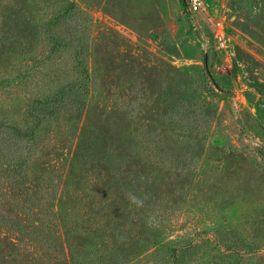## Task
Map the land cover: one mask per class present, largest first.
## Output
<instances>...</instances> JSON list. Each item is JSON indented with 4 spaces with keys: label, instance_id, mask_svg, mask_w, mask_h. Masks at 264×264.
I'll list each match as a JSON object with an SVG mask.
<instances>
[{
    "label": "rangeland",
    "instance_id": "1",
    "mask_svg": "<svg viewBox=\"0 0 264 264\" xmlns=\"http://www.w3.org/2000/svg\"><path fill=\"white\" fill-rule=\"evenodd\" d=\"M206 1L0 0V264H264V0Z\"/></svg>",
    "mask_w": 264,
    "mask_h": 264
},
{
    "label": "trees",
    "instance_id": "2",
    "mask_svg": "<svg viewBox=\"0 0 264 264\" xmlns=\"http://www.w3.org/2000/svg\"><path fill=\"white\" fill-rule=\"evenodd\" d=\"M36 104L38 103L33 102L32 104L33 110L35 109ZM41 110L42 108H40V111ZM44 145L46 146L45 150L49 151L46 154L48 161H45L47 162L48 166H50L51 168H58L60 170H64L65 166H61L63 161L59 157L60 156L59 152L64 148L62 141L57 139L56 136H49V138L44 143ZM14 189H15L14 181H12V183L5 184V185L0 184V190L2 191L3 195L6 194L7 196H14V199H18L19 201L21 199L19 198L20 196L18 195L19 192L14 191ZM14 192L16 195H13ZM10 199H12V197ZM33 213H36V212L32 211V214ZM57 226L60 228L58 224ZM0 236L2 237V240L4 241V243H7L8 240L13 239V236L9 233L8 229L4 226V224H2V222H0Z\"/></svg>",
    "mask_w": 264,
    "mask_h": 264
},
{
    "label": "built area",
    "instance_id": "3",
    "mask_svg": "<svg viewBox=\"0 0 264 264\" xmlns=\"http://www.w3.org/2000/svg\"><path fill=\"white\" fill-rule=\"evenodd\" d=\"M185 8L192 13H202L207 11V1L206 0H184ZM217 29V38L221 41L222 45L225 44L223 36V23L221 20H218L215 23Z\"/></svg>",
    "mask_w": 264,
    "mask_h": 264
},
{
    "label": "clouds",
    "instance_id": "4",
    "mask_svg": "<svg viewBox=\"0 0 264 264\" xmlns=\"http://www.w3.org/2000/svg\"><path fill=\"white\" fill-rule=\"evenodd\" d=\"M129 199L133 204H136L138 207H142L143 206V200L138 198L137 196L133 195V194H129Z\"/></svg>",
    "mask_w": 264,
    "mask_h": 264
}]
</instances>
